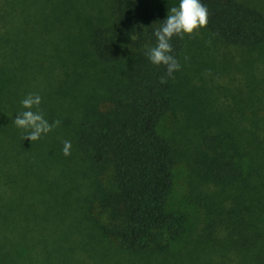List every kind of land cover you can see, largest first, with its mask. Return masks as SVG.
Wrapping results in <instances>:
<instances>
[{"label": "trees", "instance_id": "trees-1", "mask_svg": "<svg viewBox=\"0 0 264 264\" xmlns=\"http://www.w3.org/2000/svg\"><path fill=\"white\" fill-rule=\"evenodd\" d=\"M201 2L213 44L171 37L180 67L166 76L145 51L176 3L0 0V264H264V0ZM214 47L243 85L231 100L204 84L181 94L184 68ZM28 93L59 121L35 141L12 123ZM170 111L195 139L162 131ZM189 145L193 210L172 200Z\"/></svg>", "mask_w": 264, "mask_h": 264}, {"label": "rangeland", "instance_id": "rangeland-1", "mask_svg": "<svg viewBox=\"0 0 264 264\" xmlns=\"http://www.w3.org/2000/svg\"><path fill=\"white\" fill-rule=\"evenodd\" d=\"M138 3L141 4H149L150 0H136ZM171 1L172 3H177L178 0H168ZM20 2V1H19ZM33 3V2H32ZM36 2H34L33 7L31 11L28 12L27 9H25L24 6L23 9L25 11L26 14L30 15V19L31 16L33 17L31 20H29L28 24L31 23L33 21L34 18H36L37 14H38V10H37V5L35 4ZM21 7H18L17 11H19ZM21 10V9H20ZM32 11L34 13V16L31 15ZM14 21L17 22V24H21V18L20 16H16L14 18ZM24 22L25 21V16H24ZM201 28H197L195 29L192 34L194 35H200V40L197 39V41H193L192 44L195 46V48L197 46L200 47H205L208 46L209 44H213L211 43L209 40V44L207 42V40H204L202 38V34L200 32ZM215 49V47H214ZM209 52V51H208ZM211 53L209 56L207 57H203L202 59L199 60V62H197V64H193V63H188L187 66L184 68L183 71V75L181 78V83H178V85H180V90L182 91V93H186L188 90L187 88L189 86H195L197 87L198 92L204 93V85L207 88H210L212 90V88L214 89H227L228 93H225V95L222 94H218L217 98H223V100L225 99H229V95H230V100L232 99V95L231 93L234 92L235 88L238 87V84H241L240 86L243 85L244 80L241 79L240 74L237 73L235 70H233L231 64L229 62H226L225 64H223L222 66L219 64L223 63V58L228 54V51L226 53H223L222 50L219 49H215V50H211ZM238 56V55H235ZM215 62L218 63V66L215 64ZM195 65L194 67L192 66ZM214 75L211 74L208 71V68H214ZM200 71V72H199ZM194 75H196L197 77H195ZM204 84V85H203ZM229 94V95H228ZM187 103V102H186ZM181 103L183 106L178 107L177 111L175 112V114L183 116L185 115V110L184 107L187 106V104ZM233 103V102H232ZM226 108V110H225ZM232 108L233 105H228V106H224V109L222 114L226 115H231L233 114L232 112ZM229 113V114H227ZM173 115L174 112L170 111L167 113V115L164 117V119H162L161 121V125L160 127H162V131L163 132H168V136L170 139L173 140H177L178 137H180L181 140L183 141H190L195 139V137L198 135V133H194V131H192V133H190V130L187 129L184 125V122H176L175 124L172 123L173 120ZM248 115V114H247ZM246 117V116H245ZM175 125H177L178 130L177 133L174 132L175 131ZM179 131V133H178ZM198 129L195 131L197 132ZM186 143V142H184ZM182 153H183V157H181L178 162L177 165L175 167L174 170V174H175V187H174V193L172 194V200L178 203H180L181 205L184 206V208H186L187 210H193L191 209L193 205H189V202L185 199H187V192H186V187L187 185L186 183V179L188 176V167L186 165V162L184 159H186V156L189 154L190 151H192V148L190 150V145L189 146H185V147H180L178 148ZM195 210L199 209L198 208H194ZM229 264V263H228ZM231 264V263H230Z\"/></svg>", "mask_w": 264, "mask_h": 264}, {"label": "clouds", "instance_id": "clouds-1", "mask_svg": "<svg viewBox=\"0 0 264 264\" xmlns=\"http://www.w3.org/2000/svg\"><path fill=\"white\" fill-rule=\"evenodd\" d=\"M207 8L201 0H178L167 9L166 15L160 21L159 27L153 31L155 45L145 51L147 59L154 65L165 66V75L171 76L179 69L176 58L171 55L170 39L174 35L179 37L191 34L197 28H203L207 23ZM163 82V79L161 80ZM41 97L38 93H28L21 100L23 109L16 113L12 123L25 131L23 139L35 141L54 128L59 121L51 124L38 110ZM36 110H33V109ZM70 142L64 141L61 149L62 154L67 155Z\"/></svg>", "mask_w": 264, "mask_h": 264}]
</instances>
